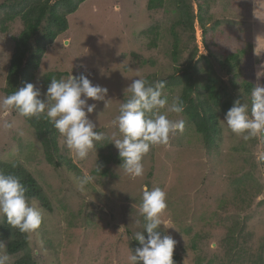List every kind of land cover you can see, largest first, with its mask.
<instances>
[{
	"label": "rangeland",
	"instance_id": "rangeland-1",
	"mask_svg": "<svg viewBox=\"0 0 264 264\" xmlns=\"http://www.w3.org/2000/svg\"><path fill=\"white\" fill-rule=\"evenodd\" d=\"M186 1L189 17L195 19L193 31L179 25L175 0H164L153 10L149 0H87L68 17V31L49 47L32 83L41 98L51 73L56 79L83 73L93 84L107 87L109 106L95 102L96 110L90 114L97 131L106 137L117 132L111 120L118 115L123 90L137 74L150 83L165 80L163 91L171 102L183 94V86L168 87L171 77L190 64L209 68L208 73L194 76L202 99L208 96L203 90L209 79L231 105L237 98L250 102L253 87L264 86V77L257 80L255 75L264 52L254 54V49L264 50V0ZM201 16L208 19L205 26L199 22ZM22 30L23 24L16 20L0 34V97L6 96L14 40ZM176 38L178 56L173 54ZM209 54V60L202 58ZM235 54L238 62L229 58ZM168 118L184 119V132L167 146L151 148L142 160L144 175L131 179L119 168L118 151L107 139L97 143L85 160L74 161L59 137L61 152L79 171L48 164L27 121L15 111H0V162L31 172L53 206L50 212L41 202L30 200L43 214L40 228L29 236L36 264H127V256L139 246L135 233L147 236L137 210L145 187L167 193L164 219L172 228L163 230L177 242L174 264H264L262 136L245 142L217 123L209 146L183 114L169 113ZM5 121L14 126L4 128ZM84 174L96 180L80 192L78 178ZM2 241L8 246L11 239ZM24 255H10L11 264Z\"/></svg>",
	"mask_w": 264,
	"mask_h": 264
},
{
	"label": "clouds",
	"instance_id": "clouds-1",
	"mask_svg": "<svg viewBox=\"0 0 264 264\" xmlns=\"http://www.w3.org/2000/svg\"><path fill=\"white\" fill-rule=\"evenodd\" d=\"M261 52L255 51L259 56ZM257 80L264 77V62L257 66ZM165 80L150 83L137 74V79L123 90V102L118 115L111 120L117 132L106 137L97 131V123L90 119L97 107L95 102H103L105 108L112 100L108 88L93 84L87 75L74 76L71 72L66 78H52L47 90L42 93L33 83H26L13 93L0 97V111H15L20 117L31 119L46 118L59 133L62 146L66 147L74 161L85 160L96 144L108 140L118 151L121 168L131 179L144 175L143 158L155 146H167L172 137L183 133L184 119H169L168 114H182L185 104L177 95L169 97L164 93ZM243 94V91L241 89ZM89 100L94 103H89ZM163 110V111H162ZM222 130L247 142L264 136V86L253 87L250 102L237 98L223 118L218 117ZM14 122L5 121L3 127L11 129ZM264 161V156L259 157ZM13 167L15 165L13 164ZM101 173V166L96 165ZM96 177L84 174L78 178V190L86 191V186L94 183ZM27 189L20 178L0 170V225L5 222L11 229L30 236L43 222L42 211L31 203L26 195ZM167 209V193L159 187L149 190L145 187L139 205L138 215L143 218V232H136L134 240L139 246L127 256V264H174L173 252L176 240L167 231L168 221L164 219ZM135 223L139 225L140 221ZM163 226V227H162ZM7 245L0 240V264H11L6 252Z\"/></svg>",
	"mask_w": 264,
	"mask_h": 264
},
{
	"label": "trees",
	"instance_id": "trees-1",
	"mask_svg": "<svg viewBox=\"0 0 264 264\" xmlns=\"http://www.w3.org/2000/svg\"><path fill=\"white\" fill-rule=\"evenodd\" d=\"M87 0H4L0 4V34L8 31L9 23L19 20L23 24V30L15 38L14 52L11 58L10 68L7 76V83L4 88L5 95H9L20 87H24L26 83H32L37 70L40 67L41 61L45 56L49 47L56 39L68 31V17L75 14L80 6ZM164 0H149V9L153 10L162 5ZM179 11V25L185 29L193 31L194 18L189 17L187 11L186 0H175ZM202 7H199L201 14ZM194 17V14H193ZM199 22L203 26L206 25L207 18L198 17ZM205 34V32H204ZM173 54L179 55L178 38L175 40ZM208 49L210 47L207 45ZM208 56L202 57L209 60ZM230 59L238 62L239 55H230ZM191 60L193 58L191 57ZM209 66H212L209 64ZM186 67V68H185ZM184 70L177 77H171L168 87L177 88L183 86L182 100L185 104L184 112L182 113L189 123H192L198 133L205 138L210 146V135L217 133V121L220 113H226L232 106L230 100L218 92L212 80H207L204 92L208 94L205 99H202L200 93L196 90L195 74L202 72L208 73L211 69L208 68H193L192 65L185 66ZM183 69V68H182ZM54 74H49L47 82H50ZM210 81V82H209ZM46 82V83H47ZM194 86H191L190 83ZM196 89V90H195ZM196 91L197 100L192 97V92ZM221 113V114H222ZM27 123L35 130L36 135L43 145L45 158L48 164L56 167L67 169L69 171H79L78 166L73 163V160L61 152L59 146V134L46 118L40 119L24 118ZM264 145V136H262ZM3 164L0 162V170L6 174H13L20 178L21 182L27 189L26 195L29 200L41 202L43 208L47 211H53V206L50 200L45 196L42 187L34 175L19 164ZM264 167V161H263ZM0 239L10 240L7 246V252L10 255L24 253L25 255L19 258L15 264H36L35 259L29 251V236L20 233L16 229H11L5 222L0 228ZM178 256L173 254V260H177Z\"/></svg>",
	"mask_w": 264,
	"mask_h": 264
}]
</instances>
